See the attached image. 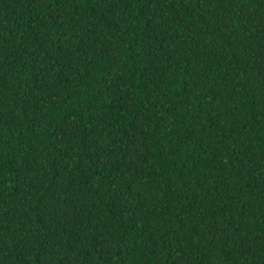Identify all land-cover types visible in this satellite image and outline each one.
<instances>
[{"label": "trees", "instance_id": "trees-1", "mask_svg": "<svg viewBox=\"0 0 264 264\" xmlns=\"http://www.w3.org/2000/svg\"><path fill=\"white\" fill-rule=\"evenodd\" d=\"M0 264H264V0H0Z\"/></svg>", "mask_w": 264, "mask_h": 264}]
</instances>
